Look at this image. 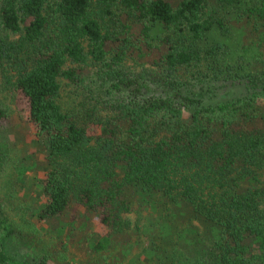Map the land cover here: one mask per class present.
Wrapping results in <instances>:
<instances>
[{
	"label": "trees",
	"instance_id": "obj_1",
	"mask_svg": "<svg viewBox=\"0 0 264 264\" xmlns=\"http://www.w3.org/2000/svg\"><path fill=\"white\" fill-rule=\"evenodd\" d=\"M216 83L246 91H189ZM2 91L26 97L46 153L31 220L2 194L23 170L0 143V235L45 245L0 242V264H125L134 234L145 264H264V0H0Z\"/></svg>",
	"mask_w": 264,
	"mask_h": 264
},
{
	"label": "rangeland",
	"instance_id": "obj_2",
	"mask_svg": "<svg viewBox=\"0 0 264 264\" xmlns=\"http://www.w3.org/2000/svg\"><path fill=\"white\" fill-rule=\"evenodd\" d=\"M189 91L205 103H214L240 96L246 89L244 83H216L214 85L204 86L203 88L196 87ZM0 100L8 116L0 129V143H9L11 154L16 161V169L23 170L21 180H17V182L15 170L13 178L10 174L6 176L8 182L6 184L4 183L5 187L2 190V194H13V199L10 203H15L19 207V211L27 209L29 218L33 220L36 218L38 210L44 201L42 180L45 169L44 156L46 153V145L44 138L36 135L35 125L28 120V102L20 91H2L0 93ZM11 172L13 173V171ZM78 211H82V209L80 206L75 205L70 212L77 213ZM97 217L95 216L93 218V233L91 235L93 239L107 232V228L98 222ZM128 217L133 221V225L137 223V215L130 214ZM37 227L40 229V226ZM38 234L45 239L46 243L47 238L45 235L43 236L42 232ZM133 236V238L139 239V244L138 242L136 245L134 244L126 259H129V261L133 259V264H145L148 257L144 248L147 239L145 235H139V238L135 234ZM38 239L39 237L37 238L31 232L15 234L13 237H5L3 232L0 235V242L8 245V247H5L7 251L16 258L23 257L25 259H35L41 251L40 245H45L44 242H40ZM88 240L89 237L83 241L82 251L78 252V255L73 259L87 258L85 244ZM256 245V242H254L250 247L255 248ZM129 261L125 262V264H130ZM72 264L76 263L73 262Z\"/></svg>",
	"mask_w": 264,
	"mask_h": 264
}]
</instances>
